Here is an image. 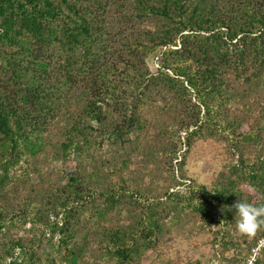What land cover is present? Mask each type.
<instances>
[{
  "label": "trees",
  "instance_id": "16d2710c",
  "mask_svg": "<svg viewBox=\"0 0 264 264\" xmlns=\"http://www.w3.org/2000/svg\"><path fill=\"white\" fill-rule=\"evenodd\" d=\"M151 56L159 60L156 76L148 69ZM158 97L166 103L161 108ZM263 105L264 0H0V198L21 172L40 203L31 220L37 234L3 241L0 264H17L18 250L20 264H80L70 220L97 197L99 169L84 167L87 160L95 164L97 144L150 133L159 113L170 117L160 122L166 137L177 127L190 144L206 129L227 133L226 119L238 106ZM48 148L56 157H74L78 168L65 185L42 192L32 159ZM260 170L251 171L253 180ZM198 191L213 207L229 200L225 188ZM120 192L110 183L106 206ZM7 207L0 219L16 211ZM196 210L210 215L203 204ZM141 225L96 226L94 233L106 240L115 264H130L153 248L159 231L157 221Z\"/></svg>",
  "mask_w": 264,
  "mask_h": 264
},
{
  "label": "rangeland",
  "instance_id": "374dc122",
  "mask_svg": "<svg viewBox=\"0 0 264 264\" xmlns=\"http://www.w3.org/2000/svg\"><path fill=\"white\" fill-rule=\"evenodd\" d=\"M147 64L150 74L156 76L160 67L158 58L151 56ZM159 100L156 105L161 108L166 103ZM167 105L171 106L172 102ZM238 109L231 111L226 119L230 128L227 133L206 129L195 134L190 144L184 142L187 132L177 127L169 131L170 140L166 137L160 122L163 118L170 121V117L165 118L161 113L155 117L156 127L150 133H132L118 144L109 140L103 145L97 144L98 153L92 152L95 164L86 162L94 167L84 166L92 172L96 167L99 169L94 173L97 183L92 185L97 197L89 205L80 206L78 216L70 220L78 230L75 242L79 246L77 251L83 255L80 264L116 263L115 257L106 250V240L100 241L95 236L97 227L130 230L151 221H157L159 227L153 248L145 249V254L130 264H246L264 227L252 236L239 234L235 212L230 209L239 197L264 205V105L238 106ZM175 117L172 114V119ZM46 153L32 159L41 175L42 192L51 185H65L78 168L74 157L69 160L56 157L49 148ZM242 161L247 167L241 166ZM258 168H261L260 177L253 180L251 171ZM20 174V179L7 186L5 198H0L3 216L8 212L7 204L16 207V211L0 219V225L5 221L0 230V244L14 236L32 239L38 232L31 220L37 218L36 208L40 203L23 185ZM32 178L37 181L36 175ZM110 183L117 190L124 188L125 192L118 193L117 203L108 207L103 194ZM223 188L229 200L219 203L210 199L211 203H217L215 207L206 201L207 195L198 191L216 193ZM131 192L137 200L131 197ZM167 192L172 195L169 197ZM173 194L177 196L171 199ZM188 199L189 207L186 206ZM200 204L209 207V216L196 210ZM17 252V264H20L22 256ZM40 256L43 261L45 255ZM259 260L264 261V253ZM11 261L3 260L1 264Z\"/></svg>",
  "mask_w": 264,
  "mask_h": 264
},
{
  "label": "clouds",
  "instance_id": "9594fccd",
  "mask_svg": "<svg viewBox=\"0 0 264 264\" xmlns=\"http://www.w3.org/2000/svg\"><path fill=\"white\" fill-rule=\"evenodd\" d=\"M236 218V229L241 235L252 236L264 227V205L239 199L231 206Z\"/></svg>",
  "mask_w": 264,
  "mask_h": 264
},
{
  "label": "built area",
  "instance_id": "2783aa9c",
  "mask_svg": "<svg viewBox=\"0 0 264 264\" xmlns=\"http://www.w3.org/2000/svg\"><path fill=\"white\" fill-rule=\"evenodd\" d=\"M263 251H264V235L257 240L256 244L251 249L246 264H256V262L259 260L260 256L262 255Z\"/></svg>",
  "mask_w": 264,
  "mask_h": 264
}]
</instances>
